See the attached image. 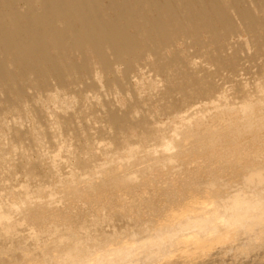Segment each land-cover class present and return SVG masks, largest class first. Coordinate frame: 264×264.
<instances>
[{"label": "bare ground", "instance_id": "6f19581e", "mask_svg": "<svg viewBox=\"0 0 264 264\" xmlns=\"http://www.w3.org/2000/svg\"><path fill=\"white\" fill-rule=\"evenodd\" d=\"M18 1L24 3L23 9L12 0H0V92L14 88L17 74L10 65L19 69L24 85L46 92L54 87L52 81L57 88H65L91 78L93 62L103 73H115V66L124 64L125 78L135 61L150 54L168 82L162 97L171 109L164 113L173 114L179 108L174 93L206 96L214 89V85L190 71L183 73L175 68L172 75L167 74L178 62L167 57L164 50L178 38L193 37L197 41L205 31L219 46L237 31L236 17L255 37V54L264 56V33L258 34L259 27L264 30V18L256 16L245 0ZM253 2L261 7L259 0ZM73 54H79L81 60H74ZM239 60L237 50L230 57H214L221 69L232 73L237 71ZM30 73L35 76L33 80ZM68 76L71 80L66 79ZM113 81L119 83L117 78ZM24 85L14 91L20 99L26 95ZM258 98L255 103L243 100L238 110L223 112L226 121L232 122L229 127L242 118L246 120L245 128L252 127L255 119L264 122V97ZM186 113L175 117L179 122H173L170 130L167 127L169 131L156 130L159 142L155 146L128 145L117 154L102 151V157L87 164V171L79 173L71 168L68 175L57 182L54 179L53 188L41 185L30 189L23 185L20 192L9 189L3 195L1 191L0 264H264L262 158L257 165L248 162L241 170L219 171L210 179L181 181L176 190L164 193L167 199H144L134 206L137 210L128 207L129 202L117 204L126 212L116 218L84 215L90 204L84 202L86 207L82 200L74 210L65 206L71 199L79 201L97 186L124 185L126 194L135 195L140 178L153 175L157 169L177 168L173 165L187 149L185 143L207 146L217 130L205 123L192 126V117H186ZM105 115L117 134L128 135L131 129L144 126L142 120L131 121L128 112L109 106ZM72 122L70 115L65 123L71 126ZM255 127L251 128L254 132L258 126ZM144 130L152 132L150 124L139 132ZM50 158L52 167L59 169V154ZM62 201L64 211L57 205ZM106 207L99 210L103 212Z\"/></svg>", "mask_w": 264, "mask_h": 264}, {"label": "rangeland", "instance_id": "374dc122", "mask_svg": "<svg viewBox=\"0 0 264 264\" xmlns=\"http://www.w3.org/2000/svg\"><path fill=\"white\" fill-rule=\"evenodd\" d=\"M12 1L23 9V2ZM245 1L256 16L264 18V0H259L260 8L255 5L254 0ZM232 15L235 16L234 12ZM234 19L237 31L228 35L221 42L222 44L220 43L221 46L213 43L209 35L202 31L197 41L193 37H181L164 50L167 57H173L178 62L177 67L175 65L167 70L169 76L173 74L175 68H178L183 73L190 71L214 85V89L206 96L174 93L173 99L179 108L173 114L164 113L165 109L167 111L171 109L168 108V100L162 97L168 82L150 54L135 61L125 78L123 76L124 64H117L115 73H103L93 62L94 71L91 78L79 80L65 88H57L55 81H52L54 87L46 92L37 90L34 85H29L30 87L24 85L19 69L10 65L9 67L16 72L17 77L13 89L0 92V192L3 191L1 192L3 195L7 194L9 189H18L15 191L20 192L24 190L23 185L29 186L30 189L41 185L53 188L58 181L56 179L65 174L68 175L71 168L79 173L87 171L89 167L87 164L94 163L92 160H95V157H102V151L117 154L128 145L141 148L155 146L159 142V139H156L158 134L156 130L169 131L175 122H179V119L175 117L184 115L186 112V117H192L190 122L192 126L196 127L199 123H205L217 130L215 137L209 138L207 146L196 142L185 143L188 151L185 150L183 155L177 158V164L173 165L177 168L167 167V169L171 168L170 171L168 170L170 174L165 168L160 169L161 171L157 169L153 175L150 173V176L140 178L136 186V196L126 194L122 188L124 185L120 187L117 185L114 188L97 186V189L88 192L91 197L84 193L82 199L74 200L75 203L72 199L68 201L69 203L66 202L67 205L63 201L61 202L63 205L57 202L58 209L65 205L74 210L76 209L74 207H78V203L82 200L81 203L90 204L88 206L84 203L85 206L90 207L88 210L86 206L87 213L84 211V215L87 214L89 217H93V214L105 217L113 215V218H116L123 216L126 212V209L122 211L117 208V204L129 202L128 207L133 208L144 199L152 202L162 198L164 200L168 197L164 193L176 190L181 181L193 183L202 178L210 179L209 177L216 172L239 170L240 167L243 169L248 162L251 165V163L256 164L261 161V158L264 159V126H262L264 122L255 119V123L253 120L254 125L258 126L257 129L262 127V130L256 129L254 132L255 130L252 131L256 128L254 125V128L253 126L245 128L246 120L241 115L239 117L242 121L245 120L244 123L241 120L233 122V125L239 129L232 125L229 127L232 122L226 121L227 117L223 116V112L238 110L243 100L255 103L258 97H264V56L255 54L257 48L255 37L244 30L236 17ZM263 33L264 30L259 27L258 34ZM234 50H237L240 60L237 71L232 73L227 69H221L214 61V57L215 55L230 57ZM109 57L112 58L111 55ZM72 58L76 61L81 60L79 54H73ZM29 76L31 80L35 78L31 73ZM70 78V76L66 77L67 80ZM115 78L119 80V83L113 81ZM21 85H24L26 95L20 99L14 91ZM108 106L118 111L128 112L131 121L142 120L144 126L140 129H146L150 124L152 132L145 130L139 132L140 129H131L128 135L117 134L106 119ZM70 115L73 116L71 126L65 123ZM257 123L261 126L256 125ZM239 124L241 126L244 124V127L242 128ZM241 129L245 132H240ZM56 154H59L56 160L59 169L52 167L50 158ZM220 167H223V170ZM54 169H56V174ZM131 204H133L132 207ZM102 207H106L104 214L99 210L103 209ZM61 209L64 211L63 208ZM74 214L79 216L77 213Z\"/></svg>", "mask_w": 264, "mask_h": 264}]
</instances>
